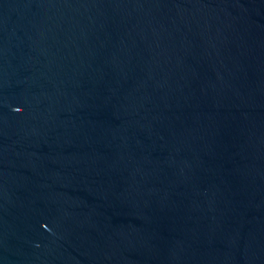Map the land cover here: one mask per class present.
<instances>
[{
	"label": "water",
	"instance_id": "obj_1",
	"mask_svg": "<svg viewBox=\"0 0 264 264\" xmlns=\"http://www.w3.org/2000/svg\"><path fill=\"white\" fill-rule=\"evenodd\" d=\"M0 264H264V0H0Z\"/></svg>",
	"mask_w": 264,
	"mask_h": 264
},
{
	"label": "clouds",
	"instance_id": "obj_2",
	"mask_svg": "<svg viewBox=\"0 0 264 264\" xmlns=\"http://www.w3.org/2000/svg\"><path fill=\"white\" fill-rule=\"evenodd\" d=\"M20 109H17V111H19Z\"/></svg>",
	"mask_w": 264,
	"mask_h": 264
}]
</instances>
